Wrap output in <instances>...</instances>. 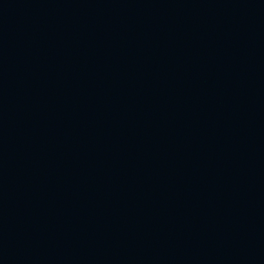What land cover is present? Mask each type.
Masks as SVG:
<instances>
[{"label":"water","instance_id":"1","mask_svg":"<svg viewBox=\"0 0 264 264\" xmlns=\"http://www.w3.org/2000/svg\"><path fill=\"white\" fill-rule=\"evenodd\" d=\"M0 264H264V0H0Z\"/></svg>","mask_w":264,"mask_h":264}]
</instances>
